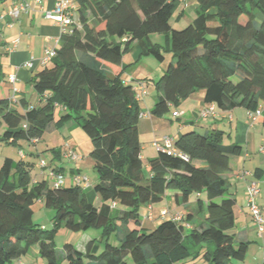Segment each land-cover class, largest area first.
Returning a JSON list of instances; mask_svg holds the SVG:
<instances>
[{"label":"trees","instance_id":"16d2710c","mask_svg":"<svg viewBox=\"0 0 264 264\" xmlns=\"http://www.w3.org/2000/svg\"><path fill=\"white\" fill-rule=\"evenodd\" d=\"M74 1L80 29L60 36L50 66L30 81L41 105L19 113L0 99L2 140L16 145L41 139L59 106L57 123L72 120L91 143L89 156L98 175L93 190L101 205L88 202L86 191L77 186L49 187L46 179L32 183L30 163L5 158L0 166V264H14L34 246L45 264H127L128 258L134 264L243 262L248 245L236 241V201L225 178L230 159L240 156L242 147L224 144L220 130L187 132L174 140L173 152L159 149L144 167L139 101L133 84L122 79V58L135 44L140 56L161 61V46L150 36L164 38L172 59L157 84L151 116L162 117L201 91L204 103L218 111L260 110L264 127V0H197L193 20L181 30L170 24L177 0ZM259 173L253 171L256 177ZM168 196L179 206L193 207L181 221L165 218L144 229L143 210ZM36 200L54 212L50 231L33 220ZM112 203L118 210L111 209ZM60 226L72 232L101 230L102 251L96 253L91 240L84 252L67 243L59 256L54 234ZM111 236L118 237V245L110 243Z\"/></svg>","mask_w":264,"mask_h":264},{"label":"crops","instance_id":"0c3cea01","mask_svg":"<svg viewBox=\"0 0 264 264\" xmlns=\"http://www.w3.org/2000/svg\"><path fill=\"white\" fill-rule=\"evenodd\" d=\"M20 1L26 2L29 5V9L26 13H22L18 19H15L10 15L14 0H0V66L3 71V80L0 84V99L8 100L12 109L17 110L19 113H23L25 106L39 107L41 105L38 96L35 94L34 97L30 93L31 90L33 91L30 81L35 74L41 72L46 66H50V64L42 66L41 59L44 57L46 50L56 49L58 47L61 30L53 21L44 18V12L51 10L59 0H41L40 3H34L33 0ZM177 2L178 6L172 17L178 22L184 21L185 24L191 23L194 18V10L197 7V0H177ZM73 27L78 30L80 29L77 12L75 13ZM30 60L33 61L32 67L30 69L23 68V64ZM122 67L124 68V73L122 75L124 82L131 81L134 83V80H139L134 78H138L136 77V74L140 70L143 76H151L152 68L150 67V63H146L140 58L139 48L134 52L133 50L132 52L129 51L123 56ZM10 73H14L17 77L15 83V87L18 91L15 95L17 103L10 102L13 97L11 90L12 86L6 79L7 75ZM158 93L159 92L157 91L154 94H148L139 101L141 112L149 113L151 111L157 100ZM203 96V92L192 94L177 107H171L172 111L170 116L164 115L162 117H154L149 115L139 120L138 132L139 141H141L140 154L142 162L147 165V162L150 159L156 157L158 149L153 146V142H157L161 145L162 139L165 136L171 138L174 143V140L177 137L187 132L204 134L211 130L222 131L226 126L230 131L229 133L239 131L240 133H237L233 137V142L239 144L242 147V151L240 156L230 159V171L225 175V178L230 184L231 189L229 190H232L231 193L236 201L234 211L235 238L237 242H245L248 245L246 257L244 261L239 262V264H264V233L261 235L257 233V227L252 222L246 207L245 192V187L249 180H255L258 183V186L260 185L259 188H262V185H264V180H262L264 178V170L261 167H264V160L259 159V161H251L253 163L256 162L254 170H262V173H259V177L254 176L253 171H249L250 177L245 180H241L238 177V173L241 171L239 166L243 165L247 158H253V153L257 151L256 139L258 135L261 136V129L264 127L261 125V120L260 125L256 124L257 121L251 123L248 119V112L243 108H236L231 111L217 110L218 114L213 118L207 120L198 119V111L207 105L204 103ZM57 110L61 111L60 108H57ZM173 112H180L181 116L177 118L173 117ZM222 132L224 133V131ZM64 133L65 141L62 148L59 150L60 154L59 156L54 154L56 158L52 159L49 168L60 169V173L64 174L66 177L65 185L70 186L71 175L79 174L78 168L82 167V164L77 161L69 160L65 154L70 148L76 151V144H79V142L81 143L88 138L77 125L71 122L68 123ZM230 139L231 137L229 134L228 140ZM39 140L36 144H30L36 147ZM0 141L4 142L2 137H0ZM260 154L264 155L262 153ZM23 156L22 160L25 161L27 156L24 154ZM45 171L46 170L43 171L41 169L33 179L30 174L32 183L38 182L40 177L47 179ZM97 181L98 180H96L92 186L89 183L90 186L85 189L88 202L95 207L101 205L97 194L93 190V186ZM261 182L262 184H260ZM260 193L262 194L261 190ZM260 193L257 201L264 219V197H261ZM194 199L195 196H192L189 202H193ZM260 200H263V203H261ZM192 204L193 203H189L185 207L179 206L174 202L172 197L168 196L163 199L159 205L149 206L143 210L141 226H145L144 228L148 230L153 229L161 222V214L164 210L172 214H182L183 212L190 211L193 207ZM116 208L118 210V205ZM149 214L151 217H148ZM41 228L45 229L43 226H41ZM109 239V241L113 239V241H111L113 243L111 244H119L118 237L111 236ZM91 240V238L87 237L82 244H80L81 247H74L77 251L84 252L86 244ZM101 245V243L97 245L95 244L94 249L96 253L99 252ZM26 257L22 258L21 261L31 264H42L41 260L38 258V249L36 246L30 249ZM197 262L198 260L191 261L185 259L179 264H196Z\"/></svg>","mask_w":264,"mask_h":264},{"label":"rangeland","instance_id":"374dc122","mask_svg":"<svg viewBox=\"0 0 264 264\" xmlns=\"http://www.w3.org/2000/svg\"><path fill=\"white\" fill-rule=\"evenodd\" d=\"M76 12H77V10H76ZM170 24H171V27L175 30H181L188 25V24H185L184 21H181V22L176 21L173 17L171 19ZM150 39L153 43L160 44L161 49H162V54H163V60L158 61V60L154 59L152 56H143V55L140 56V58H142L144 60V62L150 63V67L152 68L151 76H143V74L140 70L136 74V77H138V78H134V79H139V80H134V82L145 81L147 95L148 94H154L155 92H157V84H159L161 77L163 76V74L167 70V67H168V65L172 59V54L170 52L165 51V40L163 37H161L157 34H154V35L150 36ZM137 47L138 46L134 44L130 51L132 52V50H133V52H134L136 49H138ZM132 84H134V83H132ZM199 92H201V91H199ZM30 93L33 96L35 95L34 91H32V90L30 91ZM171 111L172 110H170V112H168L165 116H170ZM61 114H62L61 111L56 109L55 115H54V122H52L48 126V128L44 131V133H43V135H42L41 139L39 140V143L36 147L34 145L30 144V142L24 141V140L18 141L16 145H9V144H6V143L0 141V166H1V164L5 158H9V159H13V160H19L18 152L22 151L23 154L27 156V159L25 160V162L31 164L30 174H31L32 179L36 176V174H38V172L41 171L40 165H39L41 161L45 162V165L47 166V169H48L49 164L52 161V159L56 158L54 156L53 150H56L59 152V150L62 148V145L65 141L64 140V136H65L64 131L67 128L68 123H70V122L73 123V121L70 120V121H68V123L64 122V123L58 124L57 121L60 119ZM256 124L260 125V120H258ZM260 128H262V127H260ZM4 130H5V125L0 122V137H2ZM222 131H224V136H223V143L224 144L234 143L233 137L237 133L238 134L240 133L239 131L238 132L233 131L232 133H229L230 131H229L227 126ZM229 134L231 137L230 140H228ZM140 145H141V141H140ZM256 149H257V151L254 152L252 155L253 158H251V159L247 158L245 160V162L243 163V165L239 166L241 171H248V172L254 171V168L256 166V162L253 163L251 161L252 160H254V161L258 160L259 161V159L264 160V155H261L260 153H258L259 149H262L264 151V128L261 129V136H259V135L257 136ZM90 151H91V143H90L89 139H86L85 141H83L81 143L79 142V144H76V153L81 157L79 160H77V162L82 164V167L78 168V173L80 176L86 177L92 186L95 183V181L97 180L98 175H97V173L93 167V161L89 156ZM262 154H264V153H262ZM143 165L145 167L146 164L143 163ZM261 167L264 170V167L263 166H261ZM47 169H45L46 170L45 175L47 174ZM46 178H47L46 180L49 181L48 186L52 187L53 184L50 182L49 177H46ZM42 179H44V178L40 177L39 181H41ZM262 180H264V178ZM260 184H262V182ZM83 190H85V189H83ZM90 190H92V189H90ZM260 190L262 191V194L260 193V196L264 197V185H262V188H260ZM229 191H230V193L232 192V190H229ZM262 201L260 200L261 203H263ZM260 202H259V204H260ZM156 205H159V203L154 204V206H156ZM31 209L33 211V220L38 226H43L45 228V230H47V231H50L53 229V222H52V218L54 216L53 210L45 208L43 203L39 200H36L31 205ZM142 227L144 228L145 226H142ZM144 229H146V228H144ZM100 235H101V230H99V229H89L86 232H72L63 226H60L55 231L54 243H55L56 249L58 250L59 256H61L62 248L65 244L69 243V244H72L73 246L79 248V247H81L80 244H82V242L87 237H89L92 240H96L95 244L97 245V244H99L98 239L100 238ZM111 241H113V239ZM111 241H110V243H113ZM102 247H103V245H101L100 250L97 253H100L102 251ZM26 259H27V257H26ZM41 262H42V264H45V262L43 260H41ZM126 262H127V264H134L130 258H128ZM63 264H65V263H63ZM196 264H209V263L206 261H198ZM236 264H239V263H236Z\"/></svg>","mask_w":264,"mask_h":264},{"label":"built area","instance_id":"2783aa9c","mask_svg":"<svg viewBox=\"0 0 264 264\" xmlns=\"http://www.w3.org/2000/svg\"><path fill=\"white\" fill-rule=\"evenodd\" d=\"M33 1L34 3L41 2V0H33ZM28 9H29V5L26 2L20 0H14V3L12 4L10 10V15L11 17L18 19L19 16L22 13H26ZM76 10H77V6L74 0H59L58 2H56V4L51 10H47L44 12V18L53 21L56 25H58L61 30V35H63L68 32H71V30L74 28L73 26H74V17ZM54 56H55V49L46 50L44 57L41 59V65L46 66L47 64H49L51 60L54 58ZM32 65H33V61L30 60L24 63L22 67L30 69ZM6 79L7 82L12 86L11 90L13 97L11 98L10 102L17 103V100L15 98V95L18 93L15 87L17 77L14 73H10L7 75ZM130 83L132 82L130 81ZM134 84H133V90L135 93V99L137 101H141L147 95L146 83L143 81H137L134 82ZM217 114L218 112L215 105L207 104L198 111L197 116L198 119L200 120H207L217 116ZM149 115H150L149 113L140 112L139 119L145 118ZM172 115L173 117L177 118L181 116V113L173 112ZM260 117H261L260 110H257L256 112H248V119L251 123H255ZM37 142H38L37 139L30 141V143L32 144H36ZM173 144H174L173 140L166 136L163 137L161 145L157 142H153V146L156 147L158 150L162 149L167 151L168 153L174 151ZM259 152L264 153L262 149H260ZM65 156L71 161H77L80 159V156L76 153V151L72 150L71 148L68 149ZM19 157L20 158L24 157L23 152H19ZM39 165L42 170L47 169V166L45 165L44 161H41ZM47 177H49L50 182L53 184L52 187L54 188H59L65 185V180H66L65 175L60 172L58 173L55 172L54 168H48ZM238 177L241 180H245L248 177H250V173L248 171H240L238 173ZM70 179L72 186H77L82 189H87L90 186L88 179L84 176H80L79 174L71 175ZM245 192H246L247 210L252 219V222L257 227V233L261 235L264 233V219L262 217V212L257 201L260 193V188L258 186V183L255 180L247 181ZM115 207H116V203H112L111 209H114ZM148 217H151V215L149 214ZM165 218L172 219L175 221H181L182 214L180 213L172 214L164 210L161 214V219H165ZM14 264H31V263H26V262H22L21 260H18Z\"/></svg>","mask_w":264,"mask_h":264}]
</instances>
